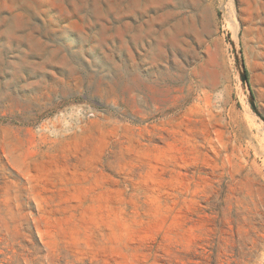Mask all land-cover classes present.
<instances>
[{
  "label": "rangeland",
  "instance_id": "rangeland-1",
  "mask_svg": "<svg viewBox=\"0 0 264 264\" xmlns=\"http://www.w3.org/2000/svg\"><path fill=\"white\" fill-rule=\"evenodd\" d=\"M0 264H264V0H0Z\"/></svg>",
  "mask_w": 264,
  "mask_h": 264
},
{
  "label": "water",
  "instance_id": "water-1",
  "mask_svg": "<svg viewBox=\"0 0 264 264\" xmlns=\"http://www.w3.org/2000/svg\"><path fill=\"white\" fill-rule=\"evenodd\" d=\"M243 79H245V75L243 76Z\"/></svg>",
  "mask_w": 264,
  "mask_h": 264
}]
</instances>
